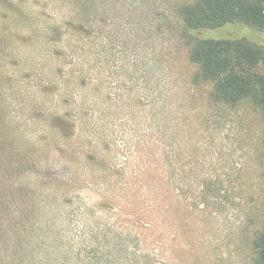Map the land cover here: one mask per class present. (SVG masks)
Instances as JSON below:
<instances>
[{
	"label": "rangeland",
	"instance_id": "obj_1",
	"mask_svg": "<svg viewBox=\"0 0 264 264\" xmlns=\"http://www.w3.org/2000/svg\"><path fill=\"white\" fill-rule=\"evenodd\" d=\"M192 1L0 0V264H257L264 111L211 98Z\"/></svg>",
	"mask_w": 264,
	"mask_h": 264
},
{
	"label": "trees",
	"instance_id": "obj_2",
	"mask_svg": "<svg viewBox=\"0 0 264 264\" xmlns=\"http://www.w3.org/2000/svg\"><path fill=\"white\" fill-rule=\"evenodd\" d=\"M189 59L198 76L212 83L215 102L234 105L250 100L264 111V43L212 32L232 23L264 31V0H193L178 9ZM257 264H264V229L252 241Z\"/></svg>",
	"mask_w": 264,
	"mask_h": 264
}]
</instances>
